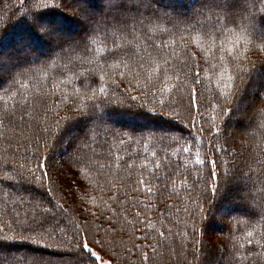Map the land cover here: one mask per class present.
I'll return each instance as SVG.
<instances>
[{
	"label": "trees",
	"instance_id": "1",
	"mask_svg": "<svg viewBox=\"0 0 264 264\" xmlns=\"http://www.w3.org/2000/svg\"><path fill=\"white\" fill-rule=\"evenodd\" d=\"M36 2L37 0H0V29H2L0 30V57L3 58L0 61V67L6 68L5 65L9 60L20 63L27 60L28 58H24L25 56L18 59L16 55L17 52L23 51L25 48H30L27 52L28 57L37 52L33 49L42 50L45 48L44 42L48 40L34 29L26 16ZM43 2L60 4L61 0H43ZM94 2L98 6H94ZM101 2L103 3V0H88V3L93 5V9L97 12L102 9L98 8ZM253 3L255 7H251ZM249 4V12L255 17L254 20L251 22L247 19L242 22L238 21V24L244 25L243 27L229 24L227 28L211 37L203 34L199 27L193 31L187 25L173 28V25L167 23L165 19L157 21L153 11L149 9L143 12V18H146L144 22L151 31L137 25L136 38L126 36L124 39L119 37L116 39L115 42L126 51L110 52L109 49L113 47L112 40L105 41L101 35L91 46L89 52L86 54L76 53L80 59L75 66H70L68 70L61 71L59 67L50 66L29 78L17 77V80H22V82L12 87L8 92L4 91L9 88L6 74L0 75L2 77L0 80V113L5 108L19 110L18 101L21 100V95H17L18 88L23 90L22 95L31 96L35 88L40 87L42 91L55 93L48 97V105L63 115L66 103L62 99L64 95H67L69 100L77 95L80 98H86L88 94L86 89L98 90L100 87H105L109 94L116 91L117 95L123 89L132 88V94L137 95L141 89H145V86L150 87L146 76L151 67H155V64L165 68L168 75L172 77L167 81L169 87L181 82L177 80L173 66L180 65L186 60L198 66L199 84L193 86L198 94L199 108L189 111L188 100L191 88L187 85L183 86L182 92L179 93L172 89L167 97L172 107L180 112L184 124H176L172 129L166 126L165 131L154 129L152 134L145 131L143 139L138 131L133 135V140L126 141L124 145L119 143H111L110 146L93 144L92 149L88 150L86 154L75 153L74 146L56 148L45 153L49 157L50 167L48 170L51 179L45 177L44 186L53 189L50 195L54 196L56 201L66 209V213L62 214L66 215L69 221L68 225L61 224V227L67 226L68 234L71 235L77 230L76 225H79L80 230L88 235L90 246L104 258L111 257L112 264H162L161 259L165 253H173L175 249L182 247L183 253L179 257L181 259L177 257L175 264H185V256L189 257V259L187 258L188 262L194 261L193 264H199V254L194 258L193 251L194 248L199 249L205 246H211V250L217 247L222 249V257L217 264H264V247L255 244V240L260 239L264 234V220L259 217L243 215L239 199L232 204L225 196L222 197L217 202V207L222 209L221 216H218L214 209L213 215L207 221H200L199 217L195 215L193 201L201 198L200 187H203V182L198 187L190 188L184 185L182 177H177L175 183L180 190V197L183 199L177 198L175 194L169 196L167 192L164 197L149 196L141 188L139 192H129L128 195L135 199H129L128 203L124 205H118L117 201L124 200L125 193H118L116 187L113 186L118 177L125 175L124 169H126L127 163L134 161L135 167L130 171L135 179L141 172L144 160L149 161V168H151L152 161L161 159L166 153L173 164L186 162L187 170L184 172V176L187 177L188 186L193 185L198 172L204 180L211 183L208 160L216 159L218 156L222 157L223 161L228 160L227 164H223V167H227L232 162V153L235 149L242 153L240 159L247 161L251 166V171L248 167L244 169L245 173L251 176L249 185L253 191L251 195L256 197L258 202H264V164L257 162L264 161V127H261V117L254 114L253 109L249 110L251 111L249 117H252L251 128L241 137V135L231 134L228 129L229 122L226 123L227 118L221 119L218 116L221 107L232 106L225 104L222 95L229 91L225 87L228 84V75L237 70V64L248 66L254 63L259 65L260 57H264V35L261 30V24H264V0H249ZM178 6L188 7L183 3V0H178ZM42 11L45 13V21H60L61 26L69 33L78 30V26H76L78 23L71 15L72 8H67L64 11L56 8ZM140 18L138 17V19ZM149 19L152 20L151 24H148ZM129 40L132 42L131 45L128 43ZM172 40H175L174 44L171 43ZM162 42L164 46L160 49L152 46L153 43L158 45ZM245 48H247V59L242 56ZM51 51L52 48L49 53L36 54L33 58L43 60ZM165 60L169 62L167 65L164 63ZM137 61L141 62L142 67L137 64ZM101 76H103V80L100 79ZM181 78L187 79L189 84L192 83L190 75L184 77L181 73ZM113 81L119 85V89H116ZM153 82L157 83L158 87L164 86L156 81L155 74H153ZM24 85H28V87L24 89ZM258 89L264 91V85L259 86ZM146 99L151 102L150 95ZM53 101H57L59 107ZM256 108L264 110V101L257 99ZM49 115L52 113L50 112ZM26 120L28 121V118ZM189 121L194 122L196 127H193ZM201 127L203 131H201ZM215 127L222 128L223 136L215 134ZM6 128L11 129L7 121L4 125H0V133H4V135H0L3 143L7 142L5 136L11 137L10 131H5ZM210 128L212 131H209ZM79 131H83L82 127L79 128ZM165 132L168 134L165 135ZM190 133L195 137L194 141L190 138ZM213 143L222 151L216 152L212 148ZM185 147H190V154L183 153L182 149ZM68 148L69 153H65ZM197 151L200 153V159L205 160L202 165L194 163ZM1 152L3 151L0 147ZM93 152L98 155H93ZM153 152L157 153L156 157H152L151 153ZM58 153L62 156V163H59L62 159L57 160ZM117 153L124 157V161L120 162V168L117 167V161L113 158ZM25 155L28 157V167L35 168L37 159L34 155V146L29 145L26 150L23 149V152L19 154L20 162H23ZM86 156H92L91 163L86 161ZM5 159L6 157L3 155L0 164ZM219 163L222 162L218 161ZM57 166H61L60 168L63 170V173L60 174L63 178L60 180L56 174L59 169ZM221 170L222 168L218 167L217 171ZM5 171L11 174L10 169H5ZM147 172L148 169L143 170L145 176H147ZM2 175L4 172H0V176ZM36 175L39 176L40 172L37 171ZM109 181L113 183H109ZM189 192L191 193L190 199ZM56 193L60 197L58 195L56 197ZM209 195L211 194L209 193ZM33 197L43 201L46 208L49 206V194H46L43 188L29 196L18 185L12 187L9 186V182L0 185V228L3 231L16 228L15 232L9 231V234H20L16 222H13L12 215L18 211L21 205L22 207H31L29 201ZM145 205H150V208L146 210ZM121 207L125 211L120 214L118 220L117 213H120ZM185 208L188 209V212L184 211ZM32 211L33 208L29 211L30 215ZM136 212H140L139 217H136ZM173 212H180L181 218L176 220L173 217ZM160 213H163V216L159 215ZM74 214L80 215V219L83 221L76 220L75 222ZM215 215L217 216L215 217ZM24 217L22 218L24 219ZM146 223H150L152 227L148 228ZM205 224L208 225L207 234L194 231L195 227L203 228ZM5 225L7 226L5 227ZM166 227L186 233V237L177 236L165 247H160L156 243L157 232L165 231L167 235ZM248 231L253 232L252 237H247ZM133 232H135V237L130 239ZM145 232L150 234L148 240L142 239ZM2 234L0 232V235ZM23 235L35 236V233L24 232ZM36 238L42 240V245L51 243L53 247L46 248L42 245H31L26 241H14L12 245L19 247V250L12 253L10 250L6 251L4 257L0 258V264H33L32 256L26 255V252H33L35 255L50 259L53 264H60V259L54 257L52 251L57 250L55 244L62 237L57 238V241L49 240L46 236H36ZM248 239H252L254 243L249 245ZM95 240H99L100 244H96ZM133 243L141 245L143 252L148 253L149 260L141 259V249L133 248ZM148 244H151L152 248L158 252L149 248ZM262 244H264V240H262ZM102 246L104 251H101ZM254 253L259 255H254ZM70 259L66 258V260ZM97 264L99 263L97 262Z\"/></svg>",
	"mask_w": 264,
	"mask_h": 264
},
{
	"label": "snow or ice",
	"instance_id": "2",
	"mask_svg": "<svg viewBox=\"0 0 264 264\" xmlns=\"http://www.w3.org/2000/svg\"><path fill=\"white\" fill-rule=\"evenodd\" d=\"M183 3L187 4L188 7L178 6V0H103V7L97 12L88 6V0H61L60 4L44 3L43 0H37L26 16L34 29L52 45V51L43 60L33 58L34 53H32L22 63L13 62L6 73L9 88L4 89V91L8 92L12 87L22 82V80L18 81L17 77L22 79L29 78L50 66L59 67L61 71L68 70L70 66H75L80 59L76 53L82 52L86 54L89 52L91 46L96 43L101 35L105 41L112 40L113 47L109 49L110 52L126 51L120 44L115 42L116 39L118 37L124 39L126 36L136 38L137 25L147 31H151L144 22L146 18H143V12L149 9L153 11L157 21L165 19L167 23L173 25V28L179 25H187L193 31L199 27L203 34L209 37L227 28L229 24L243 27L244 25L242 23L238 24V21L242 22L247 19L251 22V20L255 19L249 12V0H183ZM251 7H255V4H251ZM52 8L61 11L72 8V18L80 25L82 32L71 34L61 26L60 21H45V13L42 10H51ZM138 17L141 18L138 19ZM151 23L152 20L149 19L148 24ZM261 30L262 35H264V24H261ZM128 43L131 45L132 42L129 40ZM171 43L174 44L175 40H172ZM152 46L160 49L164 44L163 42L158 45L153 43ZM246 53L247 48L244 49L242 54L244 59H247ZM2 60L3 58L0 57V61ZM57 62L61 63L58 64ZM164 63L167 65L169 62L165 60ZM137 64L142 67L140 61H137ZM173 70L176 73L177 80L181 82L169 87L167 81L171 80L172 77L168 75V71L165 68L155 64V67H151L146 76L150 87L145 86V89H141L137 95L132 94V88L121 90L119 95H117L116 91L109 94L105 87H100L98 90L86 89L88 93L86 98H80L77 95L69 100L68 96L64 95L62 99L66 103L63 115H60L56 109L48 105V97L54 95V92L42 91L40 87H36L33 94L28 96L22 95V89H17V95H21V100L18 101L19 110L5 108L0 113V117H2L0 118V125H4L5 121H7L8 125L15 129L17 122L22 125L28 118L29 134L22 135L15 140L16 151L20 147H24L26 150L29 145L34 146L37 164L35 168L28 167L27 155L23 157V162H20L16 159L14 151L12 160L5 159L0 164V172H4V175L0 176V185L5 182H9V186L12 187L18 185L29 196L38 189L43 188V191L49 194V206L47 208L43 207V201L33 197L29 201L33 208L31 215L26 213L24 219L20 220L19 213H16V226L19 228L20 234H9V231L15 232L16 228H11L9 231H3L0 228V232L3 233L0 235V254L8 251L14 241H26L31 245L41 246L42 240L36 238V236H46L47 239L52 241H57L59 236L62 239L55 244L57 249L55 255L62 258L60 264H97V262L99 264H112L111 257L105 259L104 256L93 250L90 246L88 235L80 230L79 225H76L77 230L72 232L71 235L68 234L67 226L61 227V224L67 225L69 221L67 216L62 214L66 213V209L56 201L54 196L50 195L53 189L44 186V178L48 177L51 179L48 170L50 167L48 163L49 157L45 153L56 148L74 146L75 153L86 154L88 150L92 149L93 144L110 146L111 143H119L124 145L126 141H132L133 135L138 131L141 133V139H143V133L147 131L152 134L154 126H168L169 129H172L176 124H184L180 112L172 107L167 97L172 89L179 93L182 92V87L187 85L191 88L188 100L189 111L193 108L198 109L200 106L197 100L198 94L193 85L199 84L200 72L197 65L187 60L180 65L173 66ZM181 73H183L184 77L190 75L192 83L189 84L187 79H182ZM153 74L156 75V81L164 85L163 87H158L157 83L153 82ZM0 75H5L3 67H0ZM121 75H124V73H121ZM100 79L103 80V76ZM227 79L228 84L225 87L229 91L222 95L224 96L225 104H231L232 106L221 107L218 114L219 118H227L226 123L235 122L247 127L252 117H246L244 108L251 106L254 114L261 117V127H264V110L256 108L257 99L264 101V91L253 86L257 81L264 85V57H260L259 65L254 63L248 66L237 64V70L229 74ZM113 84L116 89H119V85L115 81H113ZM27 87L28 85H24V89ZM149 95L151 96V102L146 99ZM53 103H57V101H53ZM57 107H59L58 103ZM50 112L52 115H49ZM189 122L192 123L193 127H196L194 122ZM117 125H119V128H117ZM80 127L83 129L82 132L79 131ZM201 131H203L202 127ZM209 131H212V129L210 128ZM167 134L165 132V135ZM215 134L223 136L222 128L215 127ZM0 135H4V133H0ZM13 135H15V132ZM190 138L193 141L195 140L191 133ZM5 139L9 148H11L13 139L8 136H5ZM212 148L216 152L222 151L214 143ZM41 149H43V152H41ZM182 151L185 154H190V147H185ZM93 155L98 154L93 152ZM151 155L156 157L157 153L153 152ZM241 155V152H237L234 149L232 162L227 167H223V164L228 162L223 161L222 157L218 156L216 159L208 160L211 183L208 180H204L198 172L191 186L187 185V177L184 176V172L187 170L186 162L173 164L169 160L167 153L161 159L153 160L151 168H149V161L144 160L141 165V172L137 174L135 179H133V173L130 171V169L135 167L134 161L127 163L126 169H124L125 175L118 177L117 182L113 184L118 193H125V199L119 200L117 203L118 205H124L128 203L129 199L134 200L135 197H130L128 193L139 192L141 188L149 196L164 197L167 192L169 196L175 194L177 198L183 199L180 197V190L175 183L177 177H182L184 185L190 188L198 187L203 182V187H200L201 198L193 201L195 215L199 217L200 221H207L213 215L214 209L217 213H222V209L217 207V202L233 191L239 193L243 215L259 217L264 220V202H258L257 198L251 195L249 186L251 176L246 175L244 171L245 167H248L249 171H251V166L247 161L240 159ZM113 158L117 161V167L120 168V162L124 161V157L117 153ZM86 161L91 163L92 156H86ZM218 161L222 163L218 164ZM257 162L264 164V161ZM194 163L196 165L205 163V160L200 159L199 151L196 153ZM218 167L222 168L220 172L217 171ZM5 169H10L11 174ZM144 169H148L147 176L143 174ZM37 171L40 172L39 176L36 175ZM109 183L113 182L109 181ZM190 198L191 193L189 192ZM129 206L132 207L133 205ZM144 207L147 210L150 205H145ZM124 211L125 209L121 207L120 213H117L118 220L120 214ZM184 211L188 212V209L185 208ZM135 215L139 217L140 212H136ZM159 215L163 216V213ZM238 223H241V221H238ZM146 226L148 228L152 227L150 223H146ZM166 231L167 235L165 231L157 232L158 239L156 243L160 247H165L169 241H174L176 236L186 237V233L173 232L171 227H166ZM194 231L207 234L208 225L205 224L203 228L195 227ZM24 232L35 233V236L23 235ZM252 236L253 232L248 231L247 237ZM134 237L135 232H133V236L130 239ZM149 238L150 234L145 232L142 239L148 240ZM262 240H264V234H262L260 239L255 240V244L264 247ZM95 243L100 244V241L95 240ZM247 243L252 245L254 241L248 239ZM42 246L52 248L53 244H44ZM147 246L152 248L151 244ZM133 248L141 249V259L143 261L149 260L148 253L143 252L141 245L133 243ZM152 250L155 251V248H152ZM101 251H104L103 246ZM210 253L211 246H205L199 249L194 248L193 256L196 258L197 254H199L200 264H210L208 259ZM25 254L32 256L33 264H53L52 260L35 255L33 252H26ZM105 255H107V252H105ZM254 255L259 254L254 253ZM64 257H70L71 259L66 260L63 259ZM184 261L187 264L186 256Z\"/></svg>",
	"mask_w": 264,
	"mask_h": 264
},
{
	"label": "rangeland",
	"instance_id": "3",
	"mask_svg": "<svg viewBox=\"0 0 264 264\" xmlns=\"http://www.w3.org/2000/svg\"><path fill=\"white\" fill-rule=\"evenodd\" d=\"M103 3L101 2V4L99 5V9H101L102 8V5ZM94 6H98V4L96 3V2H94V4H93ZM93 5H90L89 3H88V6L90 7V8H92L93 9ZM257 18V17H256ZM259 18V17H258ZM76 26H78V30H74L73 31V33H71V34H76V33H81L82 31H80L79 32V30H82V28L80 27V25L79 24H77ZM80 27V28H79ZM46 40V39H45ZM44 46H45V48L44 49H42V50H37V49H33V50H35V51H37L36 53H35V55L36 54H46V53H49V50L52 48V45H50L49 44V41H47V42H44ZM29 49L30 48H25L23 51H19V52H17L16 53V55H17V57H18V59H20V57H23V56H25L24 58H29L28 57V55H27V52L29 51ZM34 55V56H35ZM13 61L14 60H9V61H7V63H6V68L5 67H3V69H4V71H5V74L7 73V70L9 69V67H11V65H12V63H13ZM2 76V75H1ZM0 76V80L2 79V77ZM262 85V83L260 82V81H257L256 83H255V85H253L254 87H256L257 89L259 88V86H261ZM253 108L251 107V106H249V107H247V108H244V112H245V115H246V117H249V114H250V112L251 111H249V110H252ZM27 119V118H26ZM28 127H29V125H28V121L27 120H25V123L24 124H19V122H17L16 123V126H15V129H13L12 127H11V129H8V128H6V130L5 131H10L9 133V135L11 136L10 138H12L13 139V144H12V147L10 148V149H7L8 147H9V145H8V143L6 142V143H3L2 142V140H1V137H0V147L2 148V151L3 152H1L0 153V160H2V156L4 155V157H6V159H8V158H11V159H9V160H12V158H13V152L15 151V157H16V159L18 160V161H20V156H19V154L20 153H22L23 152V149H24V147H20L19 148V150L18 151H16V144H15V140L16 139H19L22 135H28L29 134V132H28ZM165 128H166V126H163V127H155L154 126V129H158V130H161V131H165ZM249 128H251V121L247 124V127H243V126H241V125H239V124H237V123H235V122H229L228 123V129H229V131L231 132V134H234V135H241V137L243 136V134H244V132H247L248 130H249ZM4 131V130H3ZM15 132V135H13V133ZM237 136V137H238ZM7 149V151H5L4 152V150H6ZM62 149V148H61ZM6 153V154H5ZM65 153H69V148L66 150V152ZM58 159H62V156H60V153H58V156H57V160ZM62 161H63V159L61 160V162H59V163H62ZM228 161V160H227ZM61 165V164H60ZM61 166H57V168H59L58 170H57V172H56V174H57V177L59 178V180L60 179H62L63 177H61L62 175H60V174H62L63 173V170H61V168H60ZM245 171V170H244ZM246 174V173H245ZM246 175H248V174H246ZM251 193H253V191H251ZM56 195V197H58L59 195L56 193L55 194ZM58 195V196H57ZM60 197V196H59ZM227 199H229V203H234V202H236L237 201V199H239V193L238 192H236V191H233L232 193H230L229 195H226L225 196ZM46 204H43V207H45L46 208V206H45ZM32 209V207H27V206H23L22 207V205H21V207L18 209V211L17 212H15L12 216H13V218H14V223L16 222V220H17V217H16V213H19V219L20 220H23V218L22 217H24L25 216V214L27 213L28 215H30V213H29V211ZM174 214H173V217L177 220V219H179V218H181V215H180V212H173ZM218 216H221V213H218L217 214ZM217 215H215V217L217 216ZM80 219V215L79 216H77L76 214H74V217H73V219H75L74 221L76 222V220L77 221H83V220H79ZM74 222V223H75ZM68 225V224H67ZM173 232H176V233H180V231H178L177 229H173ZM177 237V236H176ZM57 238H60L59 236L57 237ZM10 250V253H12L13 251H15V250H19V247H17V246H13L12 245V247L9 249ZM34 250H35V248H34ZM94 250V249H93ZM57 251V250H56ZM56 251H52L53 252V254H54V257H56L58 260L60 259H62L60 256H58V255H55V253H56ZM94 251H96V250H94ZM35 252H36V250H35ZM37 252H38V250H37ZM97 252V251H96ZM155 252H158V251H155ZM154 252V253H155ZM183 253V247L182 248H178V249H175V251H173V253H165L164 254V257L161 259V263L162 264H175L176 262H177V260H175L177 257L179 258V257H181V254ZM4 257V253H2V254H0V258H3ZM221 257H222V249H220V247H217V248H215L214 250H211V253H210V255H209V262H210V264H212V262H214V264H217L219 261H220V259H221ZM66 258H70V257H64L63 259H66ZM188 259H189V257H187ZM106 259V258H105ZM179 259H181V258H179ZM178 259V260H179ZM188 262V261H187ZM99 263V262H98ZM189 263H194V261H192V262H188L187 264H189ZM184 264V263H183ZM200 264V263H199Z\"/></svg>",
	"mask_w": 264,
	"mask_h": 264
}]
</instances>
